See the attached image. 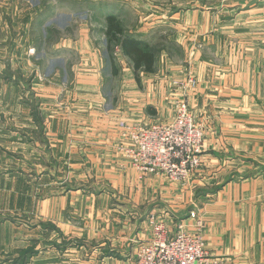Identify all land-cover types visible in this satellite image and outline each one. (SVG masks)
I'll use <instances>...</instances> for the list:
<instances>
[{"label":"crops","instance_id":"obj_1","mask_svg":"<svg viewBox=\"0 0 264 264\" xmlns=\"http://www.w3.org/2000/svg\"><path fill=\"white\" fill-rule=\"evenodd\" d=\"M111 7L107 3L108 14ZM118 7L114 10L122 11ZM155 9L143 14L168 17L170 37L184 53L176 62L172 53L161 51L156 56L160 68L138 73L144 83L140 91L133 66L119 48L123 78L118 98L125 100L128 110L107 111L101 106L106 100L101 93L103 54L90 30L53 40L55 34H65L54 31L47 44L39 40L25 47L31 51H23V71L33 66L52 79L16 83V113L0 118V264H133L136 244L152 235L147 216L153 212L138 209L164 189L166 178H143L124 161L116 147L118 124H153L164 121L155 116L165 117V112L168 121L165 99L173 82L184 83L187 77L194 81L184 83L190 89L179 93L207 130L203 165L224 176L247 170L244 153L250 152V139L264 140V0L183 8L166 16ZM47 18H40L37 30H47ZM149 30L145 25L137 32ZM140 95L144 109L130 110ZM34 101L36 111L31 109ZM251 123L259 128L252 129ZM61 152L71 179L94 180L100 187L78 184L61 189L58 184L46 193L45 183L55 169H45L44 153L54 160ZM260 188L264 189L261 180L231 181L220 188L210 209L214 220L222 216L232 223L233 232L217 235L222 253L209 250L219 264H264Z\"/></svg>","mask_w":264,"mask_h":264},{"label":"rangeland","instance_id":"obj_2","mask_svg":"<svg viewBox=\"0 0 264 264\" xmlns=\"http://www.w3.org/2000/svg\"><path fill=\"white\" fill-rule=\"evenodd\" d=\"M95 1H98V3H96L97 6L92 0H0V118H9L16 113L14 102L15 94H17L18 97L20 96V90L15 86L16 83L22 82L24 84L26 82H37V78H41L42 81H50L52 79L50 78L51 74L46 73V71L40 73L35 72L33 66L29 67L28 65V69L25 68V71H23V65L27 64L25 61L26 56L23 54V51L28 50V48L25 49V47L32 42H38L39 44V40L40 42L43 40L44 43L47 44L49 33L51 35L55 33L54 31L65 33L64 35L55 34L53 40H55L56 37L71 39L72 37H75L74 35L81 29L84 31H86V29L88 31L90 30L89 32H92V36H94V42H96L95 45L101 47L103 54V84L101 87V93H103V98L105 97L106 100L101 106L107 111L128 110L125 100L118 98V91L121 89L120 81H122L123 78V60L121 61V59H117V56L119 55L118 42H109V39L105 35V30L108 25L106 17L111 15L116 19V22H119L120 27L123 29V35L135 36L143 44L149 47L148 49L154 54L153 66L155 70L161 67L156 61V56L158 57L161 51L172 53L174 60L177 62L180 57L183 56L184 50L179 47L177 42L172 41V38L170 37L172 36V28L170 27V23L166 22V20L169 19L168 17L154 19L153 15L150 17L147 16L150 14L151 10L155 9L154 6L157 7L155 10H167L166 13L161 11L162 15L166 16L167 13L174 12L177 9L182 10L183 8L187 9L197 6L213 7L218 5H232L234 2V0ZM107 3L112 6L109 9L110 11H113L111 12L112 14L107 13ZM93 5L94 7L96 6V8L92 9ZM115 5L116 7L119 6L118 9H121L122 11L116 12L114 10ZM50 13L57 15L47 18ZM143 13L147 15H144ZM229 13H231V10ZM45 17L51 19L46 24L47 30H37L36 25H38L40 18ZM158 20H163L164 23L158 25L156 23ZM145 25L150 27V30L146 34L137 32L139 28H143ZM51 28L53 29L52 31ZM151 32L153 34H151ZM40 48H45L44 44H42ZM51 68L52 67L48 68L49 71ZM55 68L56 66L54 69ZM138 82L141 91L144 83L141 80ZM184 83L183 81L178 83L173 82V91H169L166 95V108L170 107L168 111H170L171 117L174 114L172 108L177 102L183 101L180 97L179 91H185L186 88L190 87L189 85L184 86ZM4 86H7L8 89L6 90V87ZM25 86L27 85L25 84ZM189 89L190 88H188V90ZM23 91L26 92L25 88ZM219 95L222 97V93H219ZM137 98H139V102H136L132 107L129 105L128 108H132L130 110L144 109L143 98L141 95ZM185 100L189 106L187 99ZM11 101L13 102V106L11 105ZM260 102H262V100H260ZM35 103L36 102L34 101L31 108L32 111H36L37 109ZM144 107L145 109L154 108H150V106ZM189 112L200 124L190 108ZM165 114V117H162L163 114L155 116L160 119L165 118L164 121L160 120L158 122H166L168 113L165 112ZM35 116L38 115L35 114ZM251 127L252 129L259 128L257 124L253 123H251ZM204 131L206 134V128H204ZM262 136L264 137V133H262ZM249 143H251L250 152L244 153V156L246 157V171L234 172V174L228 176L221 174L217 175L215 171H210L203 165L204 160L202 158V152L200 154L201 160H203L202 165L195 168L189 178L177 181L165 177L166 180L163 181L162 184L164 189L155 192L152 200H149L148 197V201L141 204L139 209L137 206L136 208L138 210H144L147 208L149 212H153L150 214L148 213V216L146 215L149 226L150 220L153 217L155 220L157 219L164 222L173 231H176L179 226H183L185 233H190L192 235L199 234L204 242L205 249L208 251L210 260L213 261L211 264H219L210 255V251L213 250L216 253H222L223 251L220 250L221 245L218 244L219 241L217 240V235L224 231L225 234L229 236L230 232H233L232 223H227L225 221L226 219H222V216L214 220V211L213 209H210L215 199L220 196V188L231 181L242 183L243 181L249 182L250 180H261V183L264 185V140L258 136V139H250ZM61 153L62 154H58L54 160L48 159V153H44L43 163L45 169H48L49 166L55 169L53 178H47L49 180L45 183L46 193L52 192L56 189L58 184H61V189H66V187L75 188L78 184L85 185L86 188L91 187L92 184H96V187H100V182H95L94 180L81 182L73 180V178L71 179L69 175L70 167L68 160L66 156H64L65 152ZM121 156L124 161L127 162L125 156L123 154H121ZM12 165L14 164L12 163ZM15 166H17V164ZM248 169L250 170L248 171ZM156 175L160 174H147L143 176V178ZM59 189L57 190L59 191ZM257 190L260 193L264 191L263 188ZM34 192H36L35 184ZM126 197L129 196L126 195L125 198ZM192 212L195 213V216L193 217L191 216ZM198 219L201 221V225L196 224V220Z\"/></svg>","mask_w":264,"mask_h":264},{"label":"built area","instance_id":"obj_3","mask_svg":"<svg viewBox=\"0 0 264 264\" xmlns=\"http://www.w3.org/2000/svg\"><path fill=\"white\" fill-rule=\"evenodd\" d=\"M31 50H29L30 52ZM191 77L186 78L191 84ZM177 102L173 116L166 122L129 125L118 124V151L142 176L160 174L172 180H186L202 165L201 156L205 131L189 112L185 99ZM191 216H195L192 212ZM201 225V221L196 220ZM152 235L135 246L133 264H211L200 235L176 231L164 222L150 220Z\"/></svg>","mask_w":264,"mask_h":264},{"label":"trees","instance_id":"obj_4","mask_svg":"<svg viewBox=\"0 0 264 264\" xmlns=\"http://www.w3.org/2000/svg\"><path fill=\"white\" fill-rule=\"evenodd\" d=\"M106 19L108 25L105 30V35L109 39V42H118V48H120L124 55L130 60L133 66L135 81L138 82L139 72L151 73V71H153V52L135 36L123 35V29L113 16L108 15Z\"/></svg>","mask_w":264,"mask_h":264}]
</instances>
